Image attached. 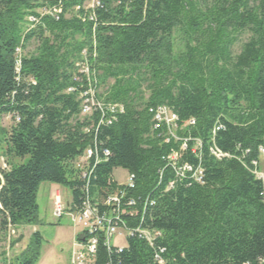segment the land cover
Instances as JSON below:
<instances>
[{
    "label": "trees",
    "instance_id": "1",
    "mask_svg": "<svg viewBox=\"0 0 264 264\" xmlns=\"http://www.w3.org/2000/svg\"><path fill=\"white\" fill-rule=\"evenodd\" d=\"M77 63L89 68L95 101L121 112L82 114L88 77ZM159 107L176 116L175 139L153 130L149 110ZM1 119L0 235L39 224L45 183L66 188L78 207L85 182L76 164L96 145L90 199L117 191L113 172H126L134 206L125 210L136 216L121 220L161 236L153 249L129 239L121 253L100 242L92 264L263 258L264 173L253 172H264V0H0ZM172 154L202 182L175 178ZM41 246L33 234L9 264H36Z\"/></svg>",
    "mask_w": 264,
    "mask_h": 264
},
{
    "label": "built area",
    "instance_id": "2",
    "mask_svg": "<svg viewBox=\"0 0 264 264\" xmlns=\"http://www.w3.org/2000/svg\"><path fill=\"white\" fill-rule=\"evenodd\" d=\"M29 22H32L29 19ZM19 53L18 50H16ZM19 60L17 61V71L19 67ZM76 68L79 74H85L88 77V88L82 94V114L87 115L92 111L97 110L101 114L109 112L111 117L122 108L118 106H105L100 102L95 101V87L93 81L90 80V73L87 64L77 63ZM73 90L69 89L67 92L71 93ZM149 113L153 117V130H156L160 126H165L169 139H175L176 130V116L166 107H159L156 109H150ZM104 116V115H103ZM106 118L103 124H110L112 118ZM104 120V119H102ZM101 124V122H100ZM192 124V122H191ZM219 130V128H216ZM166 139V142L169 141ZM199 146V143L197 144ZM182 148H185L183 144ZM259 152L264 156V150L260 149ZM101 154L103 158H106L109 153L107 150H102ZM212 154L217 157H223L219 151H212ZM175 155L172 154L169 157V162L175 161ZM94 158L93 163H89ZM100 163L98 156V148L96 145L93 148H86L82 157L78 160L76 167L80 171V177L85 184L82 188V194L80 198L79 206H74L72 201L70 203H63L59 193H56L53 197V217L59 220L63 217H67L72 226L78 230L74 243L72 244L70 264H92L98 244L101 242L103 246L108 250H115L118 253L126 250L129 239L137 238L140 241L145 242L149 248L155 247L156 240L161 236L159 231L149 230L141 227V224H137L134 228H127L121 220L124 216L134 217L136 213L133 211L126 212L125 209L134 206L132 199H127V189L133 188V177L127 174V179L124 184H118L120 187L117 191L107 195L104 199H100L98 202L92 201L88 195L89 178L96 165ZM174 170L175 178L181 181L190 179L196 183L202 182V171L193 170L188 164L178 166L174 162L170 164ZM256 165V164H254ZM7 166L5 159L0 156V173L6 171ZM263 171H254L253 174L258 180L263 179ZM173 182H170L168 189L172 188ZM153 205L154 203L151 202ZM142 220V219H141ZM116 238H124L125 246H117L114 244ZM163 249H160V253H163ZM155 260L158 264H165L158 254L155 255ZM258 264H264V256L258 261Z\"/></svg>",
    "mask_w": 264,
    "mask_h": 264
},
{
    "label": "rangeland",
    "instance_id": "3",
    "mask_svg": "<svg viewBox=\"0 0 264 264\" xmlns=\"http://www.w3.org/2000/svg\"><path fill=\"white\" fill-rule=\"evenodd\" d=\"M43 1V0H37ZM91 5V4H90ZM246 36H242L240 41H244ZM240 44L233 48V53H238ZM113 85V80L101 87L100 93L104 96L107 94L109 88ZM144 98H148V93H144ZM6 119L0 120V128L6 126ZM0 156L1 153H0ZM263 168L261 167V171ZM113 176L118 184H124L127 176L124 171L117 169L114 170ZM60 191V197L64 200L71 198L70 192L66 188L54 186L51 184H43L39 188L37 194V205L39 209V224L37 226H21L11 229L6 235H0V264H9L12 259L26 251L30 244L33 234L38 233L42 238V246L40 250V257L36 264H67V255L69 253V235L68 224L62 222L61 229L57 228V220L53 217V197L55 192L51 195V201H48V191ZM59 193V192H58ZM63 203H66L63 201ZM52 204V210L50 205ZM62 219V218H61ZM64 219V218H63ZM65 220V219H64ZM114 244L117 246H125L124 238H116Z\"/></svg>",
    "mask_w": 264,
    "mask_h": 264
},
{
    "label": "crops",
    "instance_id": "4",
    "mask_svg": "<svg viewBox=\"0 0 264 264\" xmlns=\"http://www.w3.org/2000/svg\"><path fill=\"white\" fill-rule=\"evenodd\" d=\"M125 174H126V176H127V173L125 172ZM55 192V193H58L59 192V194H60V191L58 190V189H56V190H54V191H51V190H49L48 191V194H47V199H48V201H51V195L53 194V193ZM63 199V198H62ZM63 201H65L67 204L68 203H70L71 202V198L69 199V200H67V199H63ZM50 208H51V210H52V204L50 205ZM65 220H64V219ZM62 219H59V220H57V228H60L61 229V227L62 226H60V224L62 223V222H66V224H68V228H67V230H68V234L70 233V235H69V245H68V248H71V249H69V253H68V255H67V264H70L69 262H70V256H71V250H72V244L74 243V241H75V238H76V234L78 233V230L77 229H75L73 226H72V224H71V222H70V220L67 218V217H63ZM41 254V253H40Z\"/></svg>",
    "mask_w": 264,
    "mask_h": 264
},
{
    "label": "bare ground",
    "instance_id": "5",
    "mask_svg": "<svg viewBox=\"0 0 264 264\" xmlns=\"http://www.w3.org/2000/svg\"><path fill=\"white\" fill-rule=\"evenodd\" d=\"M165 127V126H164ZM216 131V130H215ZM255 161V160H254ZM257 169V168H256ZM260 171V170H259ZM252 175V174H251ZM162 259V258H161Z\"/></svg>",
    "mask_w": 264,
    "mask_h": 264
}]
</instances>
